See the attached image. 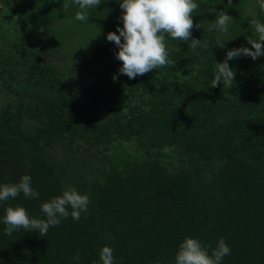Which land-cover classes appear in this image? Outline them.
Returning a JSON list of instances; mask_svg holds the SVG:
<instances>
[{
    "label": "rangeland",
    "instance_id": "rangeland-1",
    "mask_svg": "<svg viewBox=\"0 0 264 264\" xmlns=\"http://www.w3.org/2000/svg\"><path fill=\"white\" fill-rule=\"evenodd\" d=\"M64 2L55 0L49 14L34 21L40 1L0 0V64L10 59L7 66L11 70L0 77V112L11 113L35 136L50 135L41 141L44 157L15 147L0 152V184L18 182L27 174L39 192L38 198L21 194L0 202V221L6 206L19 204L32 216L42 202L59 194V179L50 163L62 169L75 165L87 190L98 192L109 214L126 222L120 262L174 264L178 245L187 237L188 192L191 183L202 177L194 166L207 168L209 177L221 182L218 197L225 203L249 208L253 200L264 202V99L250 105L240 99L234 85L210 86L215 63L224 60L227 50L251 48L247 39H255V32L250 21L264 23V13L253 7V0H232V6L227 0H196L199 8L192 18L200 28L194 27L192 36L206 43V48L193 50L190 42L166 37L172 65L137 76L99 110L78 114L68 108L50 109L53 103L35 93L30 76L51 66L67 82L112 81L120 61L114 55L117 46L105 34L115 32L117 25L122 27V9L118 0H101L81 22L74 19L78 7L69 0L65 11ZM104 9L110 14L105 15ZM221 10L233 17L227 33L210 27ZM18 15L26 19L23 28ZM217 37L223 47L217 45ZM228 63L235 74L247 77L256 67L264 70V56L253 60L241 55ZM164 80L209 87L215 102L203 105V99L167 90ZM194 130H201L204 140L189 138L187 133ZM136 161L138 169H131ZM143 169L144 175L140 174ZM5 227L0 222V264H34L47 254L55 234L50 227L46 237L23 229L7 235ZM59 230H63L61 257L44 264H87L88 256L92 264H101L99 250H94L78 221H69ZM262 242L245 243L246 256L250 252L256 258L252 264H264ZM236 245L244 246L242 242ZM77 254L79 261L74 258ZM245 261L235 258L227 263Z\"/></svg>",
    "mask_w": 264,
    "mask_h": 264
},
{
    "label": "trees",
    "instance_id": "trees-1",
    "mask_svg": "<svg viewBox=\"0 0 264 264\" xmlns=\"http://www.w3.org/2000/svg\"><path fill=\"white\" fill-rule=\"evenodd\" d=\"M38 1L41 4L36 11V15L33 16L34 21L38 16L49 14V5L55 3V0ZM52 9L55 10V7ZM104 14L109 15V10L104 9ZM25 20L22 15H18L21 28L24 27ZM9 60L7 58L2 60V64H0V77H5L11 73V70H8L7 66ZM17 63L18 59L14 61V64ZM118 68L113 70V76L115 75L117 79L114 80L112 78L110 82H103L101 80L92 83L67 82L55 75V68L51 66L38 70L35 75L31 74L30 79L34 82L33 88L36 89L35 93L47 98L49 104L53 103L50 109L65 110L68 108L75 113L82 114L99 110L105 103L112 101L124 89L125 84H130L134 80L120 74ZM151 79L160 82V79L155 76H152ZM162 85L167 90L184 92L188 93L191 97L203 99V105L215 102V93L209 87L201 88L192 82L173 83L165 80L162 81ZM234 86L241 100L250 105L258 103L264 99V70L261 67H256L250 77L235 74ZM181 130L185 132L184 129ZM187 134L189 138L193 139L196 137L204 138L201 130H194V132H188ZM49 136L44 132L35 136L33 131L21 127L11 113L0 112V152L15 147L22 151L44 157L46 154L41 141L47 140ZM50 165L56 178L59 179V194L66 185H72L79 193L87 194L90 197L88 210L81 213L78 222L92 241L94 250L96 251L97 248L100 251L103 246H109L113 249L115 264H122L120 261L123 259L122 252L124 251L123 225L126 222L116 219L109 214L99 202L98 192H89L87 190L88 185L83 184L84 177L78 175L75 165L65 169L59 167L58 164L54 165L50 163ZM137 165L138 161L131 165V169L137 168ZM140 167L143 168V165ZM194 168H199L202 172V177L191 183V188L188 192L187 202L188 206H190V212L185 220L187 237L197 238L201 242L210 243L213 247L216 246L220 238H223L231 249L229 256L232 257L231 259L224 257L222 264H233V262H227L235 258L240 261H242V258L246 260L245 263L240 264L254 263L253 261L256 258L250 257V252L246 256L245 249L248 245H245V243L249 242L250 244V241L256 243L258 239L264 241V202H261V199L253 200L254 203L251 204H254V206L249 208H239L225 203L224 200L218 197L223 188L221 182L216 178H210L208 175L210 172L207 168L201 166H194ZM61 169L62 172L58 175ZM145 173V169L140 172L143 175ZM69 211L71 210L69 209ZM31 215L32 217L43 218L40 205L32 211ZM69 221L77 220H74L69 215L66 219H62L58 226L52 227L55 234L54 237L51 236L47 254L39 257L34 264H44V262H48L49 259H53L56 256L61 257L60 253L63 252L61 232L63 230H59L58 232L57 230L59 227H64ZM240 242L244 246L236 245ZM262 244L264 246V242ZM233 246L236 252L233 251ZM88 257L90 259L84 261L87 264H92V257ZM58 261L61 263V260Z\"/></svg>",
    "mask_w": 264,
    "mask_h": 264
},
{
    "label": "clouds",
    "instance_id": "clouds-1",
    "mask_svg": "<svg viewBox=\"0 0 264 264\" xmlns=\"http://www.w3.org/2000/svg\"><path fill=\"white\" fill-rule=\"evenodd\" d=\"M100 3L101 0H71V4L79 9L75 12L74 19L86 21L89 18L88 10L96 9ZM118 3L122 9L119 17L122 27L117 25L115 32L108 31L105 35L107 41L117 46L114 55L120 61L118 72L129 79L173 64L169 59L166 37L190 42L193 50L207 47L206 43L202 44L200 39L192 36L193 28H200L192 18L199 8L196 0H118ZM227 5L232 6V0H227ZM62 7L67 11L70 7L69 0H65ZM253 7L264 13V0H253ZM232 21L233 17L221 10L215 13L210 27L219 33H227ZM250 23L255 32V39H247L251 48L240 46L227 50L224 60L215 63L211 87L223 84L231 88L234 85L235 72L230 67L229 60L241 55L253 60L264 56V44L261 43L264 41V23L258 19H252ZM217 45L224 46L220 37H217ZM113 79L117 77L114 75ZM21 194L29 199L39 197V192L32 187L31 176L27 174L21 175L18 182L0 184V202ZM89 203L90 197L87 194H81L74 186L66 185L60 194L40 204L43 218L30 216L23 206L17 204L6 206L0 222L6 226L4 231L7 235L23 229L46 237L50 227L58 226L69 215L78 221L81 213L87 212ZM230 254L231 249L223 238L213 247L197 238L185 237L178 245L174 264H222L223 258ZM74 258L79 261V254ZM99 260L101 264H115L113 249L103 246L99 251Z\"/></svg>",
    "mask_w": 264,
    "mask_h": 264
}]
</instances>
